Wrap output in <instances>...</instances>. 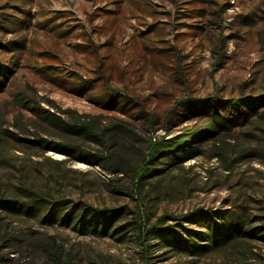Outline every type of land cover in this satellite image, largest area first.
I'll return each mask as SVG.
<instances>
[{"label":"rangeland","instance_id":"rangeland-1","mask_svg":"<svg viewBox=\"0 0 264 264\" xmlns=\"http://www.w3.org/2000/svg\"><path fill=\"white\" fill-rule=\"evenodd\" d=\"M262 97L264 0H0V197L126 206L152 220L203 208L259 227V113L241 115L144 188L132 169L150 142L202 127L207 116L194 107L204 100ZM79 116L101 140L68 128ZM94 155L111 157L116 171ZM250 247L153 264H264V240ZM54 249L70 264H144L130 231L116 238L0 213V264H54Z\"/></svg>","mask_w":264,"mask_h":264},{"label":"trees","instance_id":"trees-1","mask_svg":"<svg viewBox=\"0 0 264 264\" xmlns=\"http://www.w3.org/2000/svg\"><path fill=\"white\" fill-rule=\"evenodd\" d=\"M220 106L224 110L228 108L234 110L236 115L225 116ZM262 107H264V97L255 101L230 100L224 103L214 99L204 100L194 109L202 111V115L207 116L206 123L202 127L187 130L171 138L150 142L140 165L132 169L135 183L139 188H144L153 180L163 179L168 175L167 169L163 166L171 167L177 162L194 157L197 145L206 141H215L223 131L231 130V125L241 115L251 116L259 113L256 117L264 120V111L259 112ZM65 112L69 111H63ZM44 117L49 119V116ZM81 118L82 116L73 118L68 128L101 140L96 128L82 121ZM55 119L62 123L61 118ZM58 145L70 152L77 151L82 159L90 155L77 146ZM93 157L105 161L116 171L111 157L98 155ZM22 196L21 198L0 197V213L33 218L41 223L58 221L80 232L90 230L102 235L112 234L116 238H121L130 231L142 250L144 264H153L158 257L166 259L173 255L205 257L225 247L240 248L243 250L241 255H245L249 252L253 253L250 249L251 238L264 240V225L253 227L242 214L230 213L220 216L218 213L210 214L203 208H196L179 215L165 213L152 220L144 214L143 216L140 213L135 214L126 206L96 209L80 203L70 206L72 202L68 200L50 202L37 193H23ZM158 252L160 253L156 254ZM52 261L54 264H70L71 259L63 262L54 249Z\"/></svg>","mask_w":264,"mask_h":264}]
</instances>
